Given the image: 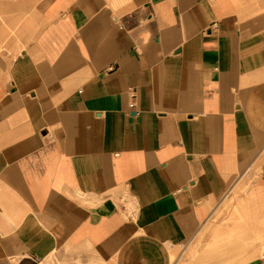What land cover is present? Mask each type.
I'll use <instances>...</instances> for the list:
<instances>
[{
	"label": "crops",
	"instance_id": "crops-1",
	"mask_svg": "<svg viewBox=\"0 0 264 264\" xmlns=\"http://www.w3.org/2000/svg\"><path fill=\"white\" fill-rule=\"evenodd\" d=\"M0 264H264V0H0Z\"/></svg>",
	"mask_w": 264,
	"mask_h": 264
},
{
	"label": "rangeland",
	"instance_id": "rangeland-1",
	"mask_svg": "<svg viewBox=\"0 0 264 264\" xmlns=\"http://www.w3.org/2000/svg\"><path fill=\"white\" fill-rule=\"evenodd\" d=\"M237 243H239V244H245L246 241H239V242H237ZM199 258H200V257H197V258H189V260H190V261H193V259H194V261H197V260H199Z\"/></svg>",
	"mask_w": 264,
	"mask_h": 264
},
{
	"label": "built area",
	"instance_id": "built-area-1",
	"mask_svg": "<svg viewBox=\"0 0 264 264\" xmlns=\"http://www.w3.org/2000/svg\"><path fill=\"white\" fill-rule=\"evenodd\" d=\"M132 108H133V105H132Z\"/></svg>",
	"mask_w": 264,
	"mask_h": 264
}]
</instances>
